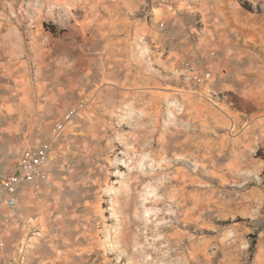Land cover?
<instances>
[{
	"label": "rangeland",
	"instance_id": "1",
	"mask_svg": "<svg viewBox=\"0 0 264 264\" xmlns=\"http://www.w3.org/2000/svg\"><path fill=\"white\" fill-rule=\"evenodd\" d=\"M71 112L5 264H264V0H0V180Z\"/></svg>",
	"mask_w": 264,
	"mask_h": 264
},
{
	"label": "built area",
	"instance_id": "2",
	"mask_svg": "<svg viewBox=\"0 0 264 264\" xmlns=\"http://www.w3.org/2000/svg\"><path fill=\"white\" fill-rule=\"evenodd\" d=\"M197 78L202 83L206 79ZM74 112L68 114L63 123L58 125L50 138L42 145L26 149L19 160L17 171L8 177L0 180V217L2 216V208L7 207L13 209L17 206L18 190L25 185H32L35 189H40L39 178L51 164L56 142L63 133L67 125L71 122Z\"/></svg>",
	"mask_w": 264,
	"mask_h": 264
},
{
	"label": "crops",
	"instance_id": "3",
	"mask_svg": "<svg viewBox=\"0 0 264 264\" xmlns=\"http://www.w3.org/2000/svg\"><path fill=\"white\" fill-rule=\"evenodd\" d=\"M0 165H2V164H0ZM16 169H17V164H16L14 172L9 174L8 176L14 174L16 172ZM29 189H30V185H26L24 187V190L22 191V194L20 195V197L18 199L22 200V202H23V195ZM8 211H10L9 208H7V207L2 208V216L0 217V239H1L0 244L3 243V240H4L3 238L5 235H10V228H13V222L11 221V219L9 217ZM5 263H6V260L1 259V257H0V264H5Z\"/></svg>",
	"mask_w": 264,
	"mask_h": 264
},
{
	"label": "bare ground",
	"instance_id": "4",
	"mask_svg": "<svg viewBox=\"0 0 264 264\" xmlns=\"http://www.w3.org/2000/svg\"><path fill=\"white\" fill-rule=\"evenodd\" d=\"M165 186V185H164Z\"/></svg>",
	"mask_w": 264,
	"mask_h": 264
}]
</instances>
